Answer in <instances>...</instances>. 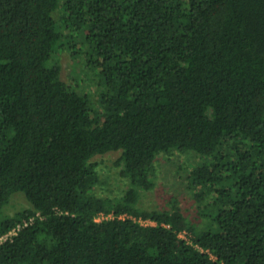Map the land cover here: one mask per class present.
Wrapping results in <instances>:
<instances>
[{"label":"trees","instance_id":"1","mask_svg":"<svg viewBox=\"0 0 264 264\" xmlns=\"http://www.w3.org/2000/svg\"><path fill=\"white\" fill-rule=\"evenodd\" d=\"M110 152L117 197L95 161ZM187 153L201 227L138 206L159 158ZM0 264H264V0H0Z\"/></svg>","mask_w":264,"mask_h":264},{"label":"rangeland","instance_id":"2","mask_svg":"<svg viewBox=\"0 0 264 264\" xmlns=\"http://www.w3.org/2000/svg\"><path fill=\"white\" fill-rule=\"evenodd\" d=\"M70 37L64 38L65 44L72 40L76 44H81V41H83L80 35ZM63 48L59 45L56 46L54 53H61ZM61 64L63 80L90 93L92 99L95 100L99 88L87 76L83 63H79L78 60L71 58L69 53L64 52L61 57ZM121 156V152H110L95 158L100 171L103 195L117 197L125 194L128 190L129 183L120 174ZM197 162L198 157L193 153L161 156L157 163L155 186L150 191L140 193L139 208L149 211L164 210L171 209L173 204L178 203L188 219L201 227L203 223L198 220V204L187 178ZM29 206L25 195L20 192L11 198L10 203L4 210L6 215L11 216L29 208Z\"/></svg>","mask_w":264,"mask_h":264},{"label":"built area","instance_id":"3","mask_svg":"<svg viewBox=\"0 0 264 264\" xmlns=\"http://www.w3.org/2000/svg\"><path fill=\"white\" fill-rule=\"evenodd\" d=\"M128 217H129L128 215H122L120 218H128ZM113 218H115V215L113 213L108 214V215L105 213H101L97 216L96 221L101 222L103 220H109V219H113ZM132 219L139 221L143 225H155V223L153 221H150V220L137 219L134 217H132ZM32 221H33V219H31L29 222L25 223L24 226H28L30 223H32ZM22 227H23V225L19 224L17 226V228H15L12 232H10L5 238H3V240L16 235L17 232H19ZM180 237L183 239H188L186 233H181Z\"/></svg>","mask_w":264,"mask_h":264}]
</instances>
